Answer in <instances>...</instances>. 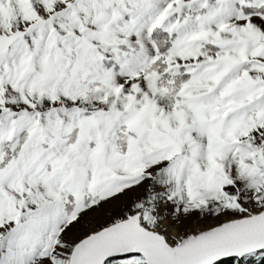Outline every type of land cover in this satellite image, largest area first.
Here are the masks:
<instances>
[{"label": "snow or ice", "instance_id": "obj_1", "mask_svg": "<svg viewBox=\"0 0 264 264\" xmlns=\"http://www.w3.org/2000/svg\"><path fill=\"white\" fill-rule=\"evenodd\" d=\"M0 264H264V0H0Z\"/></svg>", "mask_w": 264, "mask_h": 264}]
</instances>
